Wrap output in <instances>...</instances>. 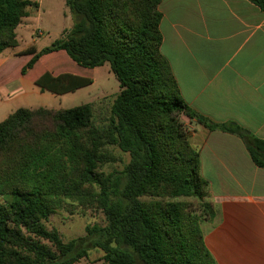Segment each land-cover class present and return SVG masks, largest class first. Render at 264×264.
Segmentation results:
<instances>
[{"label": "trees", "instance_id": "obj_1", "mask_svg": "<svg viewBox=\"0 0 264 264\" xmlns=\"http://www.w3.org/2000/svg\"><path fill=\"white\" fill-rule=\"evenodd\" d=\"M74 23L21 68L27 76L43 56L62 52L76 66L104 64L118 81L110 118L93 123V105L70 109L19 108L0 122V264H72L84 252L64 243L45 222L63 202L104 215L95 247L105 264H216L202 224L214 218L199 152L181 118L238 136L253 164L264 169V140L208 123L180 96L160 52L162 0H63ZM264 11V0H249ZM31 0H0V53L18 45L16 29ZM41 92L63 95L89 77L45 72ZM109 147L126 154L121 171L104 174ZM90 233V232H89Z\"/></svg>", "mask_w": 264, "mask_h": 264}, {"label": "crops", "instance_id": "obj_2", "mask_svg": "<svg viewBox=\"0 0 264 264\" xmlns=\"http://www.w3.org/2000/svg\"><path fill=\"white\" fill-rule=\"evenodd\" d=\"M159 12L160 52L186 106L212 125L264 140V11L249 0H162ZM17 47L0 53V108L17 94L2 86L8 66L33 46ZM182 121L214 209L205 247L216 264H264V169L235 134Z\"/></svg>", "mask_w": 264, "mask_h": 264}, {"label": "rangeland", "instance_id": "obj_3", "mask_svg": "<svg viewBox=\"0 0 264 264\" xmlns=\"http://www.w3.org/2000/svg\"><path fill=\"white\" fill-rule=\"evenodd\" d=\"M31 1H35L38 7L29 9L28 17L24 18L17 27L19 44L13 50H22L33 46L37 51H40L60 39L63 31L69 30L74 23V18L68 12L63 0ZM12 60L2 86L10 93L16 90L17 94L5 99L7 101L4 107L0 108V121L4 118L3 116L19 108L43 107L65 110L83 104H92L93 123L96 126H102L108 122L111 105L120 91L118 81L110 72L108 64L92 70L82 69L72 63L64 53L59 52L40 58L34 68L28 71L27 76L21 79L20 69L27 62L28 57L18 56ZM57 71L89 77L92 79V83L61 96L40 92L34 81L39 80L45 72L52 74ZM184 125L188 131L190 128L187 124ZM104 151L113 159L100 168L104 174L121 171L124 164L129 161L126 154L114 147L106 148ZM3 202L4 198L0 197V203ZM105 225L106 221L101 211L95 208H86L78 202L71 201L63 202L61 207L45 222L46 228L55 230L64 243H69L72 240L78 241L79 248L84 254L82 257L76 258L72 264H105L104 251L95 247L99 237L96 229ZM203 225L202 229L207 232Z\"/></svg>", "mask_w": 264, "mask_h": 264}]
</instances>
